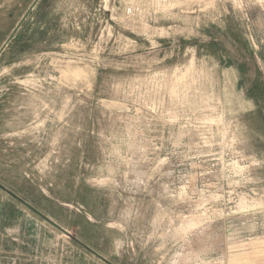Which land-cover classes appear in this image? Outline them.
<instances>
[{
  "label": "rangeland",
  "instance_id": "obj_1",
  "mask_svg": "<svg viewBox=\"0 0 264 264\" xmlns=\"http://www.w3.org/2000/svg\"><path fill=\"white\" fill-rule=\"evenodd\" d=\"M0 264H264V0H0Z\"/></svg>",
  "mask_w": 264,
  "mask_h": 264
}]
</instances>
